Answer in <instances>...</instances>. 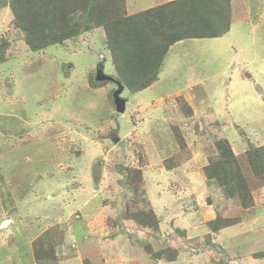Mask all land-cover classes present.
Instances as JSON below:
<instances>
[{"label": "rangeland", "instance_id": "374dc122", "mask_svg": "<svg viewBox=\"0 0 264 264\" xmlns=\"http://www.w3.org/2000/svg\"><path fill=\"white\" fill-rule=\"evenodd\" d=\"M15 1L0 0V264H264V173L248 159L264 145V0L233 2L224 37L171 46L173 71L125 89L123 114L116 84L95 80L104 62L116 76L104 31L31 51L21 22L36 14ZM221 139L250 208L206 171Z\"/></svg>", "mask_w": 264, "mask_h": 264}, {"label": "trees", "instance_id": "16d2710c", "mask_svg": "<svg viewBox=\"0 0 264 264\" xmlns=\"http://www.w3.org/2000/svg\"><path fill=\"white\" fill-rule=\"evenodd\" d=\"M23 1H30V16L32 12L36 14L28 21L30 24L27 20L21 22V28L30 34L27 44L31 51L61 45L66 40L102 28L116 72L115 81L107 83L116 84V91L121 86V94L125 89L134 94L149 88L157 80L171 46L186 39L221 38L230 31L233 23L231 0H173L129 16H122L124 10L117 5L111 8L117 0ZM18 2L21 0L14 4ZM76 13H80V17L72 16ZM215 145L219 160H208L209 177L217 181L225 199L238 200L244 208H250L254 203L253 194L230 143L221 139ZM248 159L254 174L264 173V145L252 147ZM126 176L130 178V170ZM94 180L96 182L95 175ZM219 222L217 219L213 231L220 229ZM140 224L144 226L146 222ZM155 227L159 228L158 225ZM159 255L155 254L156 257Z\"/></svg>", "mask_w": 264, "mask_h": 264}, {"label": "crops", "instance_id": "0c3cea01", "mask_svg": "<svg viewBox=\"0 0 264 264\" xmlns=\"http://www.w3.org/2000/svg\"><path fill=\"white\" fill-rule=\"evenodd\" d=\"M148 1H150L151 2V5H149L150 7H148V8H146V9H144V10H141V11H139V12H134V14H137V13H140V12H142V11H145V10H148V9H151V8H153V7H156V6H159V5H162V4H165L166 2V0H148ZM237 0H231V5L233 6V2L235 3ZM135 3L137 4V1H135ZM134 14H128V16L129 15H134ZM232 26H233V23H232ZM232 26H231V28H232ZM100 29H102V28H100ZM103 30V29H102ZM231 30V29H230ZM104 31V30H103ZM230 32V31H229ZM228 32V33H229ZM105 33V32H104ZM228 33L226 34V35H228ZM87 34V33H86ZM86 34H83L82 36H85ZM88 34H91L90 32H88ZM226 35H224V36H226ZM223 36V37H224ZM214 39H216V38H214ZM192 40H194V39H192ZM196 40V39H195ZM184 41H186V40H184ZM183 41H180V42H178V43H176L177 45L178 44H180V43H182ZM175 44V45H176ZM105 45H106V48H107V44H106V42H105ZM174 46V45H173ZM172 46V47H173ZM172 47L170 48V50L172 49ZM169 50V51H170ZM110 53V52H109ZM168 54H169V52L167 53V55L165 56V58H164V60H163V62H162V65H161V67H160V72H159V74H158V77H157V80L149 87V89H151V88H153L157 83H159L160 81H161V79H162V76H163V73H164V71L165 70H171V72L173 71V69L170 67V66H168V64H167V61H168ZM111 55V54H110ZM112 58V57H111ZM112 63H113V61H112ZM258 63H260V61H258ZM261 64V63H260ZM262 65V64H261ZM114 66V65H113ZM115 69V68H114ZM259 76V75H258ZM260 77V76H259ZM217 78V77H216ZM262 87V86H261ZM148 89V88H147ZM146 90V89H145ZM144 91V90H143ZM183 91V90H182ZM182 91H180V93L182 92ZM142 92V91H141ZM179 95V94H178ZM194 111V110H193ZM51 184H52V181L50 180H48L47 181V184H46V186L48 185V186H51ZM77 190V189H76ZM95 194H96V191H95ZM97 207H98V205H97ZM83 228V227H82ZM83 230H84V232L88 235L87 237H89V231L85 228H83ZM114 233V232H113ZM101 237L103 238H105V241L108 243L109 241H111L112 239L111 238H106L105 236H103V235H101ZM29 244V243H28ZM105 244V243H104ZM108 246H105L104 247V251L106 250V251H110L111 249H112V247H110V249L109 248H107ZM139 249H141L140 247H138ZM132 249V250H131ZM130 249V251H134V247H132ZM108 251V252H109ZM137 254H139V253H137ZM136 254V255H137ZM108 260V259H107ZM110 264V263H109ZM132 264H137L136 262H133Z\"/></svg>", "mask_w": 264, "mask_h": 264}, {"label": "water", "instance_id": "95a60500", "mask_svg": "<svg viewBox=\"0 0 264 264\" xmlns=\"http://www.w3.org/2000/svg\"><path fill=\"white\" fill-rule=\"evenodd\" d=\"M109 80L115 81L112 77L106 76L104 74L103 65H100L99 68H98V75L96 77V81H109ZM122 91H123V88L120 86V89L118 91H116L115 94H114L115 104L117 106V111L119 113L125 112V109H126V107H125L126 101L120 97V94H121ZM117 141L118 140H116V142ZM6 224H8V222H5L3 224V226H6Z\"/></svg>", "mask_w": 264, "mask_h": 264}, {"label": "clouds", "instance_id": "9594fccd", "mask_svg": "<svg viewBox=\"0 0 264 264\" xmlns=\"http://www.w3.org/2000/svg\"><path fill=\"white\" fill-rule=\"evenodd\" d=\"M163 5V4H162ZM160 6V5H159ZM106 61V60H105ZM101 65H103L102 63H101ZM99 68V67H98ZM103 68H104V74L106 75V76H110V75H107L106 74V72H105V62H104V65H103ZM160 72V71H159ZM97 75H98V71L96 72V77H97ZM110 77H112L113 79H116V78H114V76H110ZM95 80H96V78H95ZM98 83H100V82H105V81H97ZM120 97L122 98V99H126V98H124L123 96H122V94H120ZM123 114V113H122ZM96 183V182H95ZM95 186H97L96 184H95Z\"/></svg>", "mask_w": 264, "mask_h": 264}]
</instances>
